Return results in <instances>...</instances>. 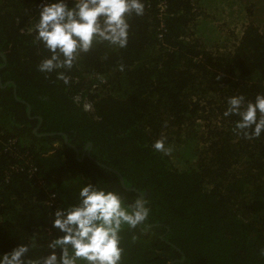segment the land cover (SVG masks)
Wrapping results in <instances>:
<instances>
[{"label": "trees", "instance_id": "1", "mask_svg": "<svg viewBox=\"0 0 264 264\" xmlns=\"http://www.w3.org/2000/svg\"><path fill=\"white\" fill-rule=\"evenodd\" d=\"M44 1L0 0V252L25 243L28 259L47 255L54 211L84 183L132 204L139 195L116 171L150 209L120 233L123 264H264V134L237 135L231 115L189 166L152 147L185 125L203 90L264 93V24L244 0H144L127 46L94 45L64 70L67 85L37 70L49 53L30 29ZM61 134L79 159L91 143L90 156L78 162Z\"/></svg>", "mask_w": 264, "mask_h": 264}, {"label": "clouds", "instance_id": "2", "mask_svg": "<svg viewBox=\"0 0 264 264\" xmlns=\"http://www.w3.org/2000/svg\"><path fill=\"white\" fill-rule=\"evenodd\" d=\"M144 14V0H45L30 29L49 53L37 70L54 72L67 85L69 77L64 70L73 68L82 53L103 42L125 48L128 18ZM231 115L238 117L234 128L237 135L248 140L260 138L264 134V93L257 94L254 101H246L243 95L229 97L223 116ZM152 147L165 155L171 152L164 138L156 140ZM149 212L143 198L129 205L116 191L98 183H84L75 203L54 211L51 226L58 235L49 242L47 255L28 259L33 245L17 243L0 252V264H123L120 233L125 227L135 229L143 225ZM261 254L264 255V249Z\"/></svg>", "mask_w": 264, "mask_h": 264}, {"label": "rangeland", "instance_id": "3", "mask_svg": "<svg viewBox=\"0 0 264 264\" xmlns=\"http://www.w3.org/2000/svg\"><path fill=\"white\" fill-rule=\"evenodd\" d=\"M262 3L260 0H244L243 2L245 7L249 8L251 20L264 24V5ZM236 17L240 16L236 15L234 18ZM229 97L219 93L213 94L204 90L201 91L195 97V100L197 99L196 112H187L185 125L171 127L167 130L169 132L166 134H168L170 141H166L165 146L171 149L169 155L172 156L174 161L179 163V167L180 164L182 166L194 164L198 157L204 156L206 147L215 140L214 136L218 135L219 137V132H221L223 126H225L226 130L224 128L222 131L228 132L227 117H224L223 113L224 102ZM192 107L190 106L189 109L191 110ZM88 111H90V108H88ZM198 119H202L205 127L208 126V128L199 127L201 123H198ZM223 137L230 144L227 135L223 134Z\"/></svg>", "mask_w": 264, "mask_h": 264}, {"label": "water", "instance_id": "4", "mask_svg": "<svg viewBox=\"0 0 264 264\" xmlns=\"http://www.w3.org/2000/svg\"><path fill=\"white\" fill-rule=\"evenodd\" d=\"M0 56L2 57V59L5 61V58L0 54ZM1 68V67H0ZM8 85V82L4 85V86H2V83H1V78H0V88H3V87H5V86H7ZM14 96H15V93H14ZM16 98V97H15ZM22 104H24L27 108H28V111H27V114H29L30 112H29V105L26 103V102H21ZM39 118V117H38ZM40 120V119H39ZM37 130H38V127H36L35 129H34V133H36L37 132ZM48 136H51V135H53V134H47ZM62 135V134H61ZM62 136H64V138H65V142H66V144H68V142H67V137H66V135H62ZM90 147H91V143H87L86 144V146H85V150H84V155H86L87 154V156L89 157L90 156ZM76 150V149H75ZM91 158V157H90ZM91 159H93V158H91ZM96 162V164H98L99 166H101L100 165V163H98L97 161H95ZM112 171V170H111ZM113 173H115L118 177H119V184H120V186L124 189V190H126V191H130V192H134V193H136V194H138L139 195V197L138 198H145L146 197V195L144 196V195H142L140 192H138L136 189H134L133 187H130V188H127L126 186H125V184H124V181H123V178L116 172V171H113ZM170 264H173V262H171Z\"/></svg>", "mask_w": 264, "mask_h": 264}, {"label": "flooded vegetation", "instance_id": "5", "mask_svg": "<svg viewBox=\"0 0 264 264\" xmlns=\"http://www.w3.org/2000/svg\"><path fill=\"white\" fill-rule=\"evenodd\" d=\"M4 88V87H3ZM3 88H0V89H3ZM62 135H64V134H62ZM67 137V136H66ZM63 144H65V145H67V146H70L71 148H73L74 150H75V153H76V158L78 159V162H82V160H83V158H84V150H85V148H84V150L82 151V153H81V155H80V159L78 158V155H79V151H78V149L75 147V146H71L69 143L68 144H66V142H65V138H64V136H63ZM86 156H87V154H86ZM167 244H169V243H167ZM173 264H174V262H173Z\"/></svg>", "mask_w": 264, "mask_h": 264}, {"label": "built area", "instance_id": "6", "mask_svg": "<svg viewBox=\"0 0 264 264\" xmlns=\"http://www.w3.org/2000/svg\"><path fill=\"white\" fill-rule=\"evenodd\" d=\"M44 2H45V1H44ZM88 108H89V107H88ZM88 108H87V109H88Z\"/></svg>", "mask_w": 264, "mask_h": 264}]
</instances>
